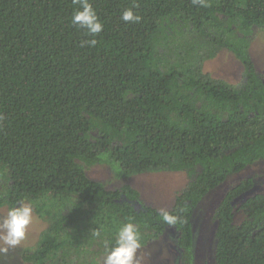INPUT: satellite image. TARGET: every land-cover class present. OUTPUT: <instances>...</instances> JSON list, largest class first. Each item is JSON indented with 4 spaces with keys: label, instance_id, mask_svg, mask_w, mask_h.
<instances>
[{
    "label": "trees",
    "instance_id": "16d2710c",
    "mask_svg": "<svg viewBox=\"0 0 264 264\" xmlns=\"http://www.w3.org/2000/svg\"><path fill=\"white\" fill-rule=\"evenodd\" d=\"M90 3L104 25L95 37L71 24L73 0H0V208L27 202L48 222L23 254L30 264H98L127 223L141 247L173 230L180 260L194 264L199 204L264 160V78L250 54L264 0ZM127 9L140 22H124ZM224 49L243 64L242 88L205 70ZM99 165L121 177L187 173L169 211L178 222L129 185L91 179ZM253 186L216 210L215 264H264V194L237 205Z\"/></svg>",
    "mask_w": 264,
    "mask_h": 264
},
{
    "label": "rangeland",
    "instance_id": "374dc122",
    "mask_svg": "<svg viewBox=\"0 0 264 264\" xmlns=\"http://www.w3.org/2000/svg\"><path fill=\"white\" fill-rule=\"evenodd\" d=\"M250 54L258 72L264 78V30H256L252 39ZM205 70L217 79H223L239 88L244 87L243 64L228 50L219 52L217 57L205 64ZM118 171L107 165H99L87 171L88 176L104 183L110 190H116L129 185L138 190L144 204L153 206L159 211H171L176 196L184 191L190 182L185 172L158 171L143 172L133 176H118ZM253 179L254 186L242 196L237 205L256 194H264V160H261L245 170L230 175L226 181L212 190L199 204L193 217V228L196 236L195 264H215L216 230L215 218L221 202L226 195L240 183ZM27 203V202H26ZM33 207V206H32ZM9 208H0V216L7 213ZM242 220L238 213L236 221ZM48 222L41 218L33 209V221L29 226L26 238L15 248L6 253L0 252V264H30L24 261L26 249L36 247L40 234L47 228ZM140 264H182L176 245V234L169 230L161 239L141 247L138 251ZM101 260L98 264H102Z\"/></svg>",
    "mask_w": 264,
    "mask_h": 264
},
{
    "label": "clouds",
    "instance_id": "9594fccd",
    "mask_svg": "<svg viewBox=\"0 0 264 264\" xmlns=\"http://www.w3.org/2000/svg\"><path fill=\"white\" fill-rule=\"evenodd\" d=\"M79 7L74 10L71 24L83 29L90 36H98L104 28L99 16L93 8L90 0H73ZM194 4L207 6L206 0H193ZM121 19L126 23H138L141 16L134 13L132 9L123 12ZM96 39L84 40L80 46L95 47ZM160 216L164 223L175 225L180 219L167 210L162 209ZM33 221V207L30 203L21 202L17 206L8 209L7 213L0 216V252H7L10 248H15L26 238L29 226ZM100 235L97 230L94 233ZM141 248L140 233L133 223L124 224L116 234L115 245L106 249V254L102 264H140L138 251Z\"/></svg>",
    "mask_w": 264,
    "mask_h": 264
},
{
    "label": "flooded vegetation",
    "instance_id": "af4514ba",
    "mask_svg": "<svg viewBox=\"0 0 264 264\" xmlns=\"http://www.w3.org/2000/svg\"><path fill=\"white\" fill-rule=\"evenodd\" d=\"M174 232V231H173ZM174 234H176L175 232H174ZM181 263H182V261H181ZM183 264V263H182ZM194 264H195V262H194Z\"/></svg>",
    "mask_w": 264,
    "mask_h": 264
}]
</instances>
